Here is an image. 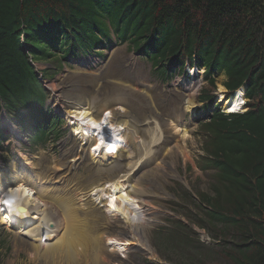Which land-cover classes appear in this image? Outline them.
Segmentation results:
<instances>
[{
	"label": "trees",
	"instance_id": "obj_1",
	"mask_svg": "<svg viewBox=\"0 0 264 264\" xmlns=\"http://www.w3.org/2000/svg\"><path fill=\"white\" fill-rule=\"evenodd\" d=\"M113 42L164 81L204 69L196 164L210 186L197 192L194 222L218 242L195 240L178 221L170 237L196 247L177 264H264V0H0V150L9 139L2 115L33 146L60 137L64 121L46 107L45 82ZM219 74L226 96L247 88L244 112L227 114L215 100Z\"/></svg>",
	"mask_w": 264,
	"mask_h": 264
},
{
	"label": "rangeland",
	"instance_id": "obj_2",
	"mask_svg": "<svg viewBox=\"0 0 264 264\" xmlns=\"http://www.w3.org/2000/svg\"><path fill=\"white\" fill-rule=\"evenodd\" d=\"M100 51L101 55L99 56L95 54L71 60L70 66H66L53 80L45 82L46 88L50 91L49 106L64 121L60 126L63 133L57 139L50 137L48 142L43 145L33 146L30 139L19 132L17 125L12 127L9 123L10 120L6 121V118L1 116L2 128L8 134L9 139L3 143L4 149L0 150V176L4 174V177L0 179L3 183H7L13 181L12 179L19 174H28L31 177L42 179L43 185H51L58 189L64 187V189H70L69 197H64L55 191L50 192L45 186L42 190L48 200L60 196V203H55L53 208L55 213L53 216L63 224L64 215L68 214V200L74 198L75 191L79 194L84 193L91 187L98 186L124 171L123 168L115 169L109 174L98 171L88 159H85L84 162L77 160L73 166L69 164L75 157L77 158L72 155L73 145L75 146L77 143L74 137L70 136V124L65 118L66 100H70V97L78 99L96 97L103 100L114 96L118 100L126 99L124 101L130 104L133 109L130 121L136 122L137 128L140 126L142 129L143 126L145 128L148 119L153 117L154 120H157L163 134L162 140L150 147L152 144L147 143L148 140L145 138L148 136L146 130H141L140 134L138 132L140 140L143 139V142L138 143L134 148V154L138 155L139 163L136 164L135 169H132L134 170L133 192L144 203V207L149 209V213H157L158 222L151 223L145 228V236L150 250L144 246L132 247L123 257L105 258L106 264L188 263V260L193 259L190 257L194 253V250L189 247H196V245L185 247V250L179 248L181 246H178L179 244L170 237L171 231L174 230L168 229L169 227L177 226V222L181 221L193 232L195 240L197 239L207 246H215L218 242L207 229H198L194 222L198 216V209L194 204V202L198 203L197 192H206L210 186L209 174L201 171L196 164L197 157L202 154L203 144L198 122L207 119L202 104L199 103L200 94L204 89L207 90L206 82L202 79L204 69L197 68L195 70V67H186L187 75L176 74L171 79L164 81L159 77L152 64L143 56L129 50L127 44L116 45L113 42ZM45 67V65H38V68L41 69ZM224 80L225 77L222 74L215 76L216 90L212 92L215 100L218 98L217 101L221 103L219 94L224 99L230 97L226 96L228 92L225 88L220 93L219 86L222 87ZM194 86L199 90L195 94V103L191 106L193 110H181L182 113L177 115L174 122L177 127L183 125L187 130V136L182 139L180 133L175 132V129L166 121L162 122V119L167 120L168 116H172L182 107L183 95L186 96L189 87ZM148 94L152 95L157 108L156 113L151 112L147 105L151 97ZM243 101L246 100L243 98ZM222 109L226 112L223 103ZM245 109H242V112ZM20 153L30 156L33 159V166L26 165ZM160 158H163L161 163L163 172H157L154 167L155 163L161 161ZM139 175L141 178L137 179L136 184L134 178ZM60 185L62 186L59 187ZM88 206L89 209L85 211L86 213H79L70 205L72 207L70 214L74 220L83 219V223L78 228L91 239V245L79 251L75 257V251L67 248V251L59 249L54 257L46 258L45 254L35 256L29 241L17 240L15 233L0 221V240L3 243L0 247V264H100V254L98 253V258L94 256L96 250L92 245L94 243L92 237L105 228L109 232V236L119 237L121 224L120 220L116 218L110 219L108 224L104 212L101 211L103 206L93 208L92 203H89ZM201 234L206 235L207 239H202Z\"/></svg>",
	"mask_w": 264,
	"mask_h": 264
},
{
	"label": "bare ground",
	"instance_id": "obj_3",
	"mask_svg": "<svg viewBox=\"0 0 264 264\" xmlns=\"http://www.w3.org/2000/svg\"><path fill=\"white\" fill-rule=\"evenodd\" d=\"M195 87H189L186 91L188 94L183 95V104L179 110L174 111L175 113L168 116L167 120L162 119V122L166 121L175 129V132L180 133L182 139L187 136V130L183 125L177 127L174 122L177 115L182 113L181 110H193L191 106L194 105L195 94L199 90ZM245 88H238L229 95L230 97L228 96L229 99H224L219 94L226 112H232L230 108L241 109L240 102L243 101ZM219 89L220 93L224 91L223 86H219ZM130 90L135 91L133 88ZM148 95L151 97L147 105L151 112H155L157 108L152 95ZM114 97H103V100L96 97L82 99L70 97V100H66L68 104L66 103L67 106L64 110L65 118L70 124V136L72 135L77 143L75 146L73 145L75 153L72 152V155L77 158L71 159L69 164L73 166L77 160L84 162L85 159H88L98 171L108 174L115 169L123 168L124 171L98 186L91 187L84 193L79 194L75 191L74 198L68 200V214L65 213L63 224L53 216L55 215L53 208L55 203H60V196L48 200L42 190L45 186L50 192L55 191L64 197H69L70 189H64L65 187L58 189L51 185H43L42 179L31 177L28 174H19L12 179L13 181L7 183H3L0 179V221L15 233L17 240H28L35 256L45 254L46 258L54 257L57 251L62 248L64 251L73 249L75 257L79 251L90 246L91 239L78 228L83 223V219L78 218L75 221L70 214L72 210L70 205L74 210L83 213L89 209V203H92L93 208L103 206L101 211L104 212L108 224L112 218L120 220L121 224L119 237L109 236L106 228L92 237L94 241L92 245L96 250L94 256L98 258V253L100 254V264H106L105 260L111 259L113 256L123 257L132 247L144 246L150 250L145 236V228L151 223L158 222L157 213H149V209L144 207V203L133 192L134 170L132 169H135L136 164L139 163L138 155L134 154V148L138 143L143 142V139L140 140L141 137L138 135V132L140 134L143 129L148 135L145 137L148 140L146 142L152 144L150 147L158 144L162 140L163 134L157 120L150 116L145 128L144 126L143 129L142 126L137 128V123L130 121L131 112H133L130 104L124 101L126 99L118 100ZM20 156L26 165H32L33 159L30 156L25 153H20ZM160 159V162L154 164L157 172H163L161 167L163 158ZM1 177L3 178L4 174ZM140 178L141 175L136 176L134 182L137 184V179ZM160 187L163 189L161 184ZM147 250L144 251L148 253Z\"/></svg>",
	"mask_w": 264,
	"mask_h": 264
},
{
	"label": "water",
	"instance_id": "obj_4",
	"mask_svg": "<svg viewBox=\"0 0 264 264\" xmlns=\"http://www.w3.org/2000/svg\"><path fill=\"white\" fill-rule=\"evenodd\" d=\"M246 89L247 88H245V91H246ZM49 90V89H48ZM50 103V100L48 99L47 101H46V104L48 105ZM201 237H202V239H207V236L206 235H204V234H201ZM205 242H206V240H204Z\"/></svg>",
	"mask_w": 264,
	"mask_h": 264
},
{
	"label": "snow or ice",
	"instance_id": "obj_5",
	"mask_svg": "<svg viewBox=\"0 0 264 264\" xmlns=\"http://www.w3.org/2000/svg\"><path fill=\"white\" fill-rule=\"evenodd\" d=\"M230 110L235 111L236 109H234V108H230Z\"/></svg>",
	"mask_w": 264,
	"mask_h": 264
},
{
	"label": "built area",
	"instance_id": "obj_6",
	"mask_svg": "<svg viewBox=\"0 0 264 264\" xmlns=\"http://www.w3.org/2000/svg\"><path fill=\"white\" fill-rule=\"evenodd\" d=\"M14 126V125H13Z\"/></svg>",
	"mask_w": 264,
	"mask_h": 264
}]
</instances>
